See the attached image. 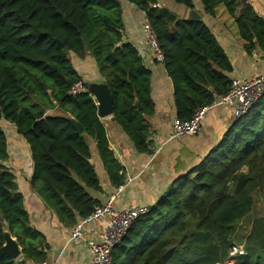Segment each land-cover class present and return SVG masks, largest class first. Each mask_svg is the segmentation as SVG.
Listing matches in <instances>:
<instances>
[{"label": "trees", "instance_id": "16d2710c", "mask_svg": "<svg viewBox=\"0 0 264 264\" xmlns=\"http://www.w3.org/2000/svg\"><path fill=\"white\" fill-rule=\"evenodd\" d=\"M127 1L144 11L157 32L178 119L189 121L199 109L215 106L231 88L233 66L210 27L203 19L185 20L157 7L159 0ZM173 1L195 7L193 0ZM200 1L212 16L223 5L247 53L264 55V17L249 0ZM122 5L121 0H0V120L13 124L29 144L32 186L68 223L102 205L88 191L101 188L90 161V138L112 182L123 183L94 96L70 93L75 83L86 82L72 54L95 59L114 96L116 122L139 151H151L146 116L155 112L152 71L138 47L125 39ZM69 116L81 123L82 133ZM8 157L7 135L0 127V247L8 229L22 250L18 259L0 254V264H34L46 257L44 238L30 223L16 176L5 164ZM260 189L264 94L198 166L135 220L114 248L113 264H264V215L252 220L240 240L235 235Z\"/></svg>", "mask_w": 264, "mask_h": 264}, {"label": "crops", "instance_id": "0c3cea01", "mask_svg": "<svg viewBox=\"0 0 264 264\" xmlns=\"http://www.w3.org/2000/svg\"><path fill=\"white\" fill-rule=\"evenodd\" d=\"M193 1L194 8L201 14L232 62L233 71L229 77L251 78L263 74L264 55L259 50L249 54L245 50V45H241V41L237 42V37L230 28L231 24L236 27V21L228 14L226 8L220 5L216 15L212 16L204 11V5L200 0ZM249 1L264 17V0ZM121 3L125 39L138 47L144 64L152 71L151 95L155 103V112L146 116L150 124L148 140L151 151H139L129 135L116 122L114 114L100 117L107 129L110 144L121 163L120 174L123 173V183L116 186L112 182L98 151L97 143L90 138V161L97 172L101 188L88 189V191L102 205L115 197L114 206L118 209L132 206L151 207L173 188L179 178L198 166L220 143L237 120L236 106L235 104L212 106L207 111L198 134L169 139L173 122L177 118L173 81L168 75L164 62L158 61L145 43L143 23L146 14L127 0H121ZM163 6L169 7L178 18L186 20L189 7L173 0H159L157 7ZM221 7L224 9V15L219 13ZM242 41L244 44L243 38ZM91 58L93 57L78 58L77 66L73 64L85 80L103 78L106 81L98 70L90 73L92 65L89 66L87 62L91 61ZM211 88L210 91L213 92L214 88ZM220 100L219 98L218 102ZM0 127L6 132L8 140L9 157L5 160V164L16 176L31 225L41 232L44 238L42 251L46 257L34 264H44V262L45 264H91L92 254L86 240H71L73 228L81 219L76 214L68 223L62 219V216L60 217L52 205L48 204L46 197L34 189L32 186L34 164L29 144L18 133L16 127L6 119L0 120ZM97 227L99 231L103 230V221L98 222Z\"/></svg>", "mask_w": 264, "mask_h": 264}, {"label": "built area", "instance_id": "2783aa9c", "mask_svg": "<svg viewBox=\"0 0 264 264\" xmlns=\"http://www.w3.org/2000/svg\"><path fill=\"white\" fill-rule=\"evenodd\" d=\"M143 34L145 43L156 59L164 61L157 32L147 18L143 23ZM87 91L88 86L85 81H79L72 86L70 93L79 95ZM263 94L264 73L251 78H234L229 92L216 105L235 104V115L239 118L247 114ZM211 107L199 109L189 121L175 118L169 139L198 134L202 128V121ZM114 199L115 197L97 206L92 214L81 219L73 228L71 240H86L92 254L91 264H113L114 248L121 243L135 220L151 210L149 206L118 209L114 206ZM101 221L104 223V228L99 231L97 223Z\"/></svg>", "mask_w": 264, "mask_h": 264}, {"label": "water", "instance_id": "95a60500", "mask_svg": "<svg viewBox=\"0 0 264 264\" xmlns=\"http://www.w3.org/2000/svg\"><path fill=\"white\" fill-rule=\"evenodd\" d=\"M186 20L200 21L202 20V17L201 14L195 8H188V15ZM85 83L87 84V86L90 87V89L88 90L89 93L94 95L95 99L97 100L99 107V116L105 117L113 114L114 96L110 87L105 84L104 79L101 78L98 80H86ZM135 105L138 109L142 108L138 100H136ZM68 119H70L78 133H82L84 131V127L73 116H69ZM4 238L5 243L4 245H2V247H0V254H8L14 259H17L22 253L17 239L12 235V233L8 229H6L4 232Z\"/></svg>", "mask_w": 264, "mask_h": 264}, {"label": "rangeland", "instance_id": "374dc122", "mask_svg": "<svg viewBox=\"0 0 264 264\" xmlns=\"http://www.w3.org/2000/svg\"><path fill=\"white\" fill-rule=\"evenodd\" d=\"M223 10L224 9L221 7V10H220L219 13L222 14V15H224ZM218 11H219V9H218ZM230 28H231L232 32L235 33V36L237 37V42L239 43L241 41V45H245V43L243 44L242 38L239 35V30H238L237 25L235 27L234 24H231ZM219 44H220V42H219ZM225 52H226V50H225ZM72 60H73V63L77 66L78 57L75 54H72ZM87 63H88L89 66L92 65V69H91L90 73H94L96 70H98L97 66H96V61H94L93 58H91V61H89ZM255 197H256L255 206H254L252 212L249 214V216L242 221L240 229H238L236 234H235L236 235V240H240L245 234H247V232L249 231V229L251 227L252 220L256 216L264 215V189L258 190V192H256V194H255ZM238 250H239V246H236L235 249H234V253L238 252Z\"/></svg>", "mask_w": 264, "mask_h": 264}]
</instances>
